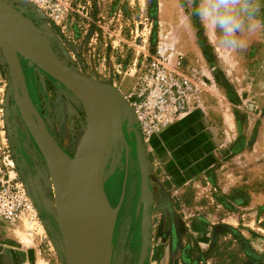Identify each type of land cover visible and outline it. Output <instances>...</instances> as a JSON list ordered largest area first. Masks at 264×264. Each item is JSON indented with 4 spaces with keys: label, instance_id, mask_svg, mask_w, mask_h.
Instances as JSON below:
<instances>
[{
    "label": "rangeland",
    "instance_id": "1",
    "mask_svg": "<svg viewBox=\"0 0 264 264\" xmlns=\"http://www.w3.org/2000/svg\"><path fill=\"white\" fill-rule=\"evenodd\" d=\"M6 1L73 71L112 85L126 101L157 44H174L202 80L166 129L142 137L122 122L124 140H116L101 181L106 193L113 187L118 206L108 264H264V0H247L237 33L243 48L198 15L203 0H52L64 10L55 17L48 3ZM20 64L54 148L74 157L87 127L84 105L33 62L20 56ZM15 83L0 45V169L10 158L21 164L42 221L0 224V264H68L45 138Z\"/></svg>",
    "mask_w": 264,
    "mask_h": 264
},
{
    "label": "water",
    "instance_id": "2",
    "mask_svg": "<svg viewBox=\"0 0 264 264\" xmlns=\"http://www.w3.org/2000/svg\"><path fill=\"white\" fill-rule=\"evenodd\" d=\"M0 45L7 58L10 75L16 79L15 96L19 97L20 87L30 112L35 116L45 134L49 135L47 128L27 93L20 56L33 61L57 80H66L84 87L89 94V120L74 156L69 179L63 184L59 216L68 264H98L90 247L84 223L87 180L94 168L95 158L101 157L105 168L116 140H124L122 122L126 121L127 126L136 127L133 109L112 85L73 71L51 50L42 35L23 17L22 13L6 0H0ZM137 134L140 136L138 131ZM137 148L142 166L143 193L145 204H147L152 199L147 187V164L139 142ZM32 191L36 197L33 188ZM37 203L40 208L38 200ZM148 224L149 218L145 212L144 235L147 234Z\"/></svg>",
    "mask_w": 264,
    "mask_h": 264
},
{
    "label": "built area",
    "instance_id": "3",
    "mask_svg": "<svg viewBox=\"0 0 264 264\" xmlns=\"http://www.w3.org/2000/svg\"><path fill=\"white\" fill-rule=\"evenodd\" d=\"M36 1L44 6L48 3L54 17L64 11L52 0ZM201 88L202 80L184 54L174 44H157L138 68L135 84L126 97L140 135L148 137L166 129ZM4 165L0 169V224L25 220L40 226L41 211L31 186L11 168V159Z\"/></svg>",
    "mask_w": 264,
    "mask_h": 264
},
{
    "label": "bare ground",
    "instance_id": "4",
    "mask_svg": "<svg viewBox=\"0 0 264 264\" xmlns=\"http://www.w3.org/2000/svg\"><path fill=\"white\" fill-rule=\"evenodd\" d=\"M58 80L59 82H61L62 84L66 85L67 87L73 90V92L76 94V96L84 105L86 109L87 120H89L90 97L87 90L82 86L76 85L66 80H60V79ZM22 99L27 109H25L23 102H21L22 107L26 111H30L28 104L23 98V96ZM41 131L43 134L42 137L45 138L42 141V147L45 154L44 156H46L49 178L52 184V189L54 191V196L59 211L60 204L62 201L60 196L61 191L63 188V184L69 179V176L71 174L74 164V157H71L66 153L54 148V145L56 144L53 141L55 140L51 136L45 134V132L42 129ZM103 169H104L103 161L101 157L97 156L95 158L94 168L87 180L86 195L84 201V206H85L84 223L88 232L90 247L94 252L95 259L98 262V264H108V258H107L109 253L108 246L110 239L112 237V233L114 231V226L116 223L117 212H118V206L116 204V200L113 197L114 195L113 187L111 186L109 188V192L106 193L101 185V181L103 177V173H102ZM60 228H61V221H60ZM62 238H63V233H62ZM66 256H67V252H66ZM67 262H68V258H67Z\"/></svg>",
    "mask_w": 264,
    "mask_h": 264
},
{
    "label": "clouds",
    "instance_id": "5",
    "mask_svg": "<svg viewBox=\"0 0 264 264\" xmlns=\"http://www.w3.org/2000/svg\"><path fill=\"white\" fill-rule=\"evenodd\" d=\"M249 12L247 0H203L198 15L218 27L227 44L243 48L246 44L237 37V33L243 31L246 23L244 14Z\"/></svg>",
    "mask_w": 264,
    "mask_h": 264
},
{
    "label": "flooded vegetation",
    "instance_id": "6",
    "mask_svg": "<svg viewBox=\"0 0 264 264\" xmlns=\"http://www.w3.org/2000/svg\"><path fill=\"white\" fill-rule=\"evenodd\" d=\"M11 159V158H10ZM12 160V164L14 167H11V168H14V170L17 172V174L19 175V177L24 181L26 182L27 184H29L31 186V183L29 181V179L24 175V172L22 171V166L20 163H17L15 162L14 159H11ZM32 187V186H31Z\"/></svg>",
    "mask_w": 264,
    "mask_h": 264
},
{
    "label": "trees",
    "instance_id": "7",
    "mask_svg": "<svg viewBox=\"0 0 264 264\" xmlns=\"http://www.w3.org/2000/svg\"><path fill=\"white\" fill-rule=\"evenodd\" d=\"M234 238H235V240H237V243L239 245L238 246L239 247V250L242 251V253L244 254V256H246L247 258H251L250 257L251 256V254H250L251 252L248 251V247L245 244H243L242 241L239 240L237 237L234 236ZM230 260L233 261V259H230Z\"/></svg>",
    "mask_w": 264,
    "mask_h": 264
}]
</instances>
